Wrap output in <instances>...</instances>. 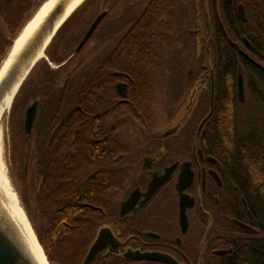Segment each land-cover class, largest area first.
Instances as JSON below:
<instances>
[{"label":"flooded vegetation","instance_id":"1","mask_svg":"<svg viewBox=\"0 0 264 264\" xmlns=\"http://www.w3.org/2000/svg\"><path fill=\"white\" fill-rule=\"evenodd\" d=\"M212 1L215 31H207ZM90 6L76 35L53 50L57 34L27 77L22 133L25 111L35 103L36 114L31 133L23 134L22 158L11 164L29 193L48 196L56 182L58 195L69 198L52 210L61 250L55 264H261L252 254L259 231L240 218L236 177L205 139L213 81L207 114L199 103L213 66L160 63L159 50L171 47L175 34L186 35L201 55L206 34H241L235 23L260 21L256 8L264 0H87L70 20ZM230 44L261 70L245 52L246 38L244 47ZM182 67L186 79L177 89L170 71ZM48 94L55 95L54 110ZM174 101L177 108L164 110L171 125L161 130L158 104Z\"/></svg>","mask_w":264,"mask_h":264},{"label":"trees","instance_id":"2","mask_svg":"<svg viewBox=\"0 0 264 264\" xmlns=\"http://www.w3.org/2000/svg\"><path fill=\"white\" fill-rule=\"evenodd\" d=\"M45 0H0V64L7 55L11 43L17 38L25 25L38 11ZM211 7L212 22L207 23L206 30L210 28L215 31V2L209 4ZM90 6L79 24L71 29L70 36L73 38L79 30L81 24L91 16ZM91 9V10H90ZM259 9L262 14L260 21L252 22L250 19L245 24L235 23L241 34H206L208 41V51L203 50L198 55L192 45H188L186 35H174L171 47L161 48L159 50L160 63H172L181 65H194L195 63H211L213 66L212 77L207 71L205 81L207 93L200 101L199 107L204 109L205 114L209 112L210 87L213 81V112L208 119L206 126V142L208 151L214 158L219 160L220 164L226 169L228 175H234L238 185L240 201V218L258 229V240L255 243L252 254L261 264L264 262V72L259 70L255 64L240 55L231 46L230 42H238L241 45L242 38L250 42V48L245 49L246 54L257 64L264 67V6ZM253 19V18H252ZM69 20L66 22L68 23ZM65 26V25H64ZM63 26V27H64ZM229 31L232 25L227 24ZM229 26V27H228ZM243 44V43H242ZM173 45V46H172ZM183 45L184 47H181ZM181 48H180V47ZM239 67L242 68L245 82L247 99L243 106L239 105L236 94L237 75ZM174 74L171 78L175 79V86L180 89V84L186 79L185 68L171 70ZM195 72V71H194ZM193 72V73H194ZM50 74L48 73L46 77ZM193 79V75L191 80ZM26 81L22 84L17 96L13 102V108L20 102L21 114L19 119L18 135L12 136L14 146L15 161L22 158L25 142L21 130L22 111L24 107V88ZM49 101L48 110H54L56 105L55 95L46 96ZM253 101V108L257 109V114L253 117L251 114L249 120L245 122L248 129L243 133L237 130L238 114L246 107L247 102ZM51 104V105H50ZM178 102H160L166 110H171L170 106L176 107ZM36 131L39 135V123ZM16 143V144H15ZM16 145V146H15ZM16 152V153H15ZM17 156V157H16ZM22 179V178H21ZM50 195L44 196L43 192L34 193V216L38 219L39 226L35 230L37 239L43 247L49 264L57 262L60 247L56 246L54 236L56 230L53 224L58 221V214L54 209L65 204L69 200L66 196H60L61 190L56 182L50 184ZM71 191V188L63 191ZM25 190H23L24 192ZM22 192V193H23ZM27 193V189H26ZM25 194V193H24ZM245 205L242 206L241 202ZM51 209V211L49 210ZM48 211V212H47ZM47 231L50 238L47 243L40 240L42 233ZM62 248V247H61Z\"/></svg>","mask_w":264,"mask_h":264},{"label":"water","instance_id":"3","mask_svg":"<svg viewBox=\"0 0 264 264\" xmlns=\"http://www.w3.org/2000/svg\"><path fill=\"white\" fill-rule=\"evenodd\" d=\"M48 1L49 0H45V2L40 6L38 11L31 18V20L25 25V27L34 19L36 14L40 12V10L44 7L46 2ZM84 1L85 0H83L76 8H74L72 12L63 21H61L59 25L56 26V24L60 22L65 12L66 6L68 5V0H58L57 3L54 4V6L46 13V16L42 19L36 30L25 42V44L19 51L18 55L11 62V65L9 66L8 70L0 79V100L6 94L9 93V91L13 88L16 82L19 81V79H21V81L12 98L8 111H10V109L12 108L17 93L19 92L22 84L24 83V81L26 80V78L34 68V66L43 58L45 59L46 49L50 45L52 39L54 38L58 30ZM239 12L240 15L243 17L242 6H239ZM101 19H102V15L98 16V18L95 19L90 29L87 31V33L81 40L80 44L78 45L76 52L79 51L81 47L87 42V40L90 38V36L98 26ZM24 28L22 29V31L24 30ZM22 31L17 36V38L11 43V47L7 55L0 64V71L13 45L15 44L19 36L22 34ZM48 39L49 41L45 45ZM42 48H43L42 51L43 56L39 57V54L41 52L40 50ZM258 67L264 72V67L260 65H258ZM236 94L239 105L243 106L246 101V89H245L243 71L241 67H239L238 69ZM211 113H212V103H211V110L207 118L211 115ZM35 114H36V103L31 107L27 108L24 114L23 134L25 137H27V135L31 133V127L35 118ZM0 264H37L36 260L31 255V253H29L25 249V247L18 239L16 235V231L12 226L9 217L4 212L1 203H0Z\"/></svg>","mask_w":264,"mask_h":264},{"label":"bare ground","instance_id":"4","mask_svg":"<svg viewBox=\"0 0 264 264\" xmlns=\"http://www.w3.org/2000/svg\"><path fill=\"white\" fill-rule=\"evenodd\" d=\"M58 0H49L46 2L44 7L40 10L38 14L34 17V19L24 28L22 34L16 40L13 45L7 59L4 61L0 71V79L8 70L11 62L18 55L19 51L28 40V38L33 34V32L38 27L39 23L46 16V13L57 3ZM83 0H68V5L66 6L65 12L60 20L63 21L74 8H76ZM84 3V2H83ZM82 3V4H83ZM49 39L46 41L45 45L48 43ZM44 48V47H43ZM43 48L40 50L39 57L43 56ZM21 79L13 86V88L0 100V140H1V121L4 114L8 111L9 106L11 104L12 98L18 88ZM1 151H0V203L4 209V212L10 219L12 226L16 231V235L25 249L31 253V255L36 260L37 264H49L46 256L38 242V239L32 229L28 218L22 209L19 199L17 195L13 192L10 183L4 175V170L1 165Z\"/></svg>","mask_w":264,"mask_h":264},{"label":"rangeland","instance_id":"5","mask_svg":"<svg viewBox=\"0 0 264 264\" xmlns=\"http://www.w3.org/2000/svg\"><path fill=\"white\" fill-rule=\"evenodd\" d=\"M80 17L75 16L72 20H70L68 23L65 24L62 31H60L58 37L56 38V43L53 46V44L50 45L53 50L56 49L57 46H59L65 39H67L70 36L71 29H74L76 25L79 23ZM87 21V20H86ZM37 70V69H36ZM34 73V76L36 77L38 74V70ZM247 99V95H246ZM178 106V105H177ZM176 106V108H177ZM182 106V105H181ZM13 108V106H12ZM10 111H7L4 116L2 117L1 121V140H0V151H1V165L3 167V172L5 177L7 178L8 182L11 185V188L13 192L17 195L20 205L22 209L24 210L28 221L30 222L32 229L35 233V230L38 229L39 222L38 219L34 216V194L29 193L27 189L22 188L23 186L21 183L18 182V180L15 178V174L12 173L11 164L15 163L13 159V152H14V146L12 144V136L18 135L21 131H19V119L21 114V106L20 102L15 106V108ZM165 108H163V105L158 104V125L159 129L163 130L166 127H169L171 124H167L168 120L166 118V113L164 112ZM179 110V109H178ZM177 110V111H178ZM177 117H179L180 113L183 112L182 108L178 111ZM250 114L254 117L257 114V109L253 108V101L250 100L246 104V107L242 109L238 114V126L237 130L240 133H243L248 129V125L245 124L247 119L249 118ZM8 120V121H6ZM249 120V119H248ZM16 144V143H15ZM16 146V145H15ZM16 153V152H15ZM17 157V156H16ZM14 175V176H13ZM23 190H25L23 192ZM23 192V193H22ZM25 193V194H24ZM36 235V233H35ZM40 240L41 237H40ZM40 244V243H39ZM41 246V244H40ZM42 247V246H41ZM43 249V247H42ZM44 252V251H43ZM45 254V253H44Z\"/></svg>","mask_w":264,"mask_h":264},{"label":"crops","instance_id":"6","mask_svg":"<svg viewBox=\"0 0 264 264\" xmlns=\"http://www.w3.org/2000/svg\"><path fill=\"white\" fill-rule=\"evenodd\" d=\"M59 33H60V32H59ZM59 33H58V34H59Z\"/></svg>","mask_w":264,"mask_h":264}]
</instances>
